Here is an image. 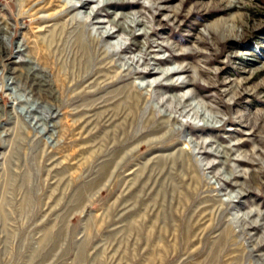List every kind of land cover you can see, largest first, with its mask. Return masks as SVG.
I'll return each instance as SVG.
<instances>
[{
    "label": "rangeland",
    "instance_id": "374dc122",
    "mask_svg": "<svg viewBox=\"0 0 264 264\" xmlns=\"http://www.w3.org/2000/svg\"><path fill=\"white\" fill-rule=\"evenodd\" d=\"M45 4L0 0V264H264V0L109 4L80 83Z\"/></svg>",
    "mask_w": 264,
    "mask_h": 264
},
{
    "label": "bare ground",
    "instance_id": "6f19581e",
    "mask_svg": "<svg viewBox=\"0 0 264 264\" xmlns=\"http://www.w3.org/2000/svg\"><path fill=\"white\" fill-rule=\"evenodd\" d=\"M40 1H42V0H40ZM43 1L46 3L45 6L42 7L40 5V8L38 7V9L36 10V12L37 11H42V10L43 11H48V16L46 18H44V20H43L44 22L51 21V18L54 17V16L58 17V19H63L64 17L67 16V14H68L69 11H72V12H75V13H77V11H82L85 14V16H86V20L85 21H80V20L76 19V15L74 16V18L72 20H73V23H74V25L76 27V33L73 34V36L71 38H68V39L71 42V44L73 45V48L75 50H77V52L80 53V55H81L80 61H81L82 65L85 66L84 70H86V72L84 73V75H82L77 81L80 83V82H82L84 80L85 81L89 80L93 76L92 68H93V66L96 63L95 55L92 53V50H91V43L93 44L94 41H97L98 42V40L103 39V38H113V36H114V33L108 32L105 28H103L102 30H98V29H101L100 26L102 25V23H99V22L93 23V22L96 19V17L98 16L99 10H101L102 8H104L106 6H109V4H112V3L119 4L122 0H85L83 2H80L81 4H80L79 8H75L73 5H71L69 3L67 4L66 1H64V0H43ZM54 2H56L57 4H59L56 7V9H52L51 8V6L53 5ZM96 3L99 5V7L94 10V9L91 8L90 5H93V4H96ZM113 6H115V5H113ZM116 17L119 19L121 17V14L120 15H117ZM127 18H129V16ZM115 21H116V19L113 20L112 23L115 24ZM131 21L134 22L133 19ZM32 22H34V23H38L39 22L40 23V20L34 19ZM73 23H71V24H73ZM89 24L90 25H97L98 26L97 27V31H99V32H98V38H97V40H95L94 38H92V37H90V36H88V35H86L84 33L85 27L87 25H89ZM134 24H136V23H134ZM65 29H66V27L63 28V31H62L61 35L64 34ZM52 44H54V43H52ZM48 55H49V53L47 51H45V53H44L43 56H38V59L39 60L40 59H47ZM34 70H35V68H34ZM177 72L180 73L177 70V71H171V72H169V74H173L174 75V74H177ZM151 73L152 72L149 71V72L146 73V75H151ZM154 74H156V73H154ZM169 74H165L164 77L167 78ZM144 88H145V86H143L141 84L138 85V86H135V85L133 86V91H134V94H136V97L137 98H140L141 99L143 97L141 91ZM63 104H65V102H60L58 104L59 105V108H62V105ZM126 104L128 105V102H126ZM139 104H140V102H139ZM117 106L118 105H114L113 108H116ZM138 106H140V105H138ZM25 113L28 114L29 112L25 109ZM66 113L68 115L70 114L69 112H66ZM104 141H105V138L102 139L101 145H102V143ZM101 145H99V146H101ZM78 148L82 152L83 151L88 152L90 150V148H87L86 146L85 147H78Z\"/></svg>",
    "mask_w": 264,
    "mask_h": 264
}]
</instances>
